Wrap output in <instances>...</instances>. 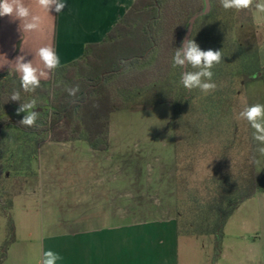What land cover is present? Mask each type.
<instances>
[{
    "label": "rangeland",
    "instance_id": "obj_1",
    "mask_svg": "<svg viewBox=\"0 0 264 264\" xmlns=\"http://www.w3.org/2000/svg\"><path fill=\"white\" fill-rule=\"evenodd\" d=\"M235 39L248 51L254 45L261 47L264 22L253 17L251 23L236 28ZM172 89L160 86L138 93L128 109L114 113L105 152L88 150L86 141L79 145H53L49 140L37 144L36 138L16 130L0 137V264H40L44 238L54 231L50 226L55 222L75 224L79 215L75 181L58 183L50 177L52 173H72L64 170L61 160L78 155L85 162L97 159L99 173L125 174L127 181L130 178L125 203L130 202L132 221L176 219L178 215L186 223L193 194L198 190L204 198L211 178H220L233 191L264 180V154L258 150L261 145L253 140L250 125L238 118L245 106L264 104V71L255 80L236 72L234 92L214 121H209V115L182 107L179 98L176 113L174 105L166 102ZM3 91L2 86L0 95ZM4 111L0 103V113ZM234 127L237 131L233 134ZM81 144L85 149L76 153ZM50 146H56L55 157L60 159L57 171L43 164V158L53 157ZM234 216L228 234H244L239 224L250 222L251 216L245 209ZM215 253L214 236H181L180 264H213ZM250 256L245 250L234 255L235 261L226 258L221 264H258Z\"/></svg>",
    "mask_w": 264,
    "mask_h": 264
},
{
    "label": "trees",
    "instance_id": "obj_2",
    "mask_svg": "<svg viewBox=\"0 0 264 264\" xmlns=\"http://www.w3.org/2000/svg\"><path fill=\"white\" fill-rule=\"evenodd\" d=\"M204 7L205 0H136L104 42L88 46L83 59L58 68L52 80L41 82L35 92L22 90L16 72L0 74V87L5 88L0 95L5 107L0 113V137L16 130L36 138L37 144L84 140L92 149L105 152L111 140L112 115L128 109L138 93L160 86L174 88L166 102L174 105L176 113L179 98L182 107L209 115V121H214L234 92L236 72L255 80L264 66L257 50L248 51L235 39L236 28L253 21L252 9L225 10L220 0H210L209 11L195 21L189 39L202 50L222 51L221 62L212 69L218 87L209 94L184 89L180 84L182 69L173 67L172 57L187 38L192 17ZM77 85L80 91L73 102L65 89ZM17 90L22 103L36 99L34 111L40 112V127L19 124L26 113L18 115L21 102L10 100ZM232 130L234 134L237 128ZM225 184L218 177L211 178L204 198L198 190L193 194L186 223L178 215L176 218L180 236H214L213 264L220 256L230 218L242 203L264 193V180L234 191Z\"/></svg>",
    "mask_w": 264,
    "mask_h": 264
},
{
    "label": "crops",
    "instance_id": "obj_3",
    "mask_svg": "<svg viewBox=\"0 0 264 264\" xmlns=\"http://www.w3.org/2000/svg\"><path fill=\"white\" fill-rule=\"evenodd\" d=\"M64 2L66 7L61 13L52 11V16H49L35 8L32 0H25L34 13L43 17L41 31L37 33H21L19 21L0 17V74L16 72L15 59L18 56H24L25 61L32 60L34 65L42 67L36 52L45 45L53 46L60 57L59 68L80 61L88 46L107 39L136 0ZM252 12L254 21L264 22V14L253 9ZM254 46L253 50L260 53L264 66V43L261 47ZM53 74L50 73L41 82H50ZM82 141L71 142L79 145ZM55 147L50 146L49 152L53 157L43 158V164L53 166L57 171L60 159L55 157L58 155ZM84 149V144H81L75 151L80 153ZM88 150L93 149L90 146ZM59 164H64V170L72 173H52L50 177L58 183L75 181V207L79 215L74 225L55 222L50 226L54 231L44 238L43 252L52 250L60 254L63 259L58 264H180L181 236L175 218L132 221L130 202L125 203V197H129L125 187L129 188L130 178L127 181L125 174H101L97 159L85 162L79 155L74 159L61 160ZM100 181L103 185L99 186ZM243 209L251 216L250 222L242 220L239 224L245 233L228 234L230 220ZM234 215L226 225L216 264H221V260L226 258L235 261L234 255L245 250L256 258V263L264 264V193H258L242 203ZM258 255L261 258L257 260Z\"/></svg>",
    "mask_w": 264,
    "mask_h": 264
},
{
    "label": "clouds",
    "instance_id": "obj_4",
    "mask_svg": "<svg viewBox=\"0 0 264 264\" xmlns=\"http://www.w3.org/2000/svg\"><path fill=\"white\" fill-rule=\"evenodd\" d=\"M225 10H248L264 14V0H220ZM32 5L49 16L52 11L61 13L66 4L64 0H32ZM9 17L12 21H19V30L21 33H37L41 31L43 17L34 13L33 8L25 4V0H0V17ZM36 56L39 58L40 66L33 64V61H25L24 56H18L15 59V71L19 76L20 85L24 92H35L41 86V80L47 79L50 73H54L60 66V57L51 45L41 46ZM223 58L221 50H202L194 39H184L182 46L175 49L172 57L173 67L182 69L180 84L184 89L191 92L193 89H199L204 94H209L217 90V83L214 82V72L212 69L218 65ZM122 63H126L122 61ZM189 67L193 70H189ZM66 92L76 102L77 94L80 91L79 85L67 87ZM11 101L21 102L20 91H13L10 96ZM36 99L27 103H20L17 114L26 113L19 121V124L25 127H40L38 120L39 111ZM238 118L246 121L253 131V140L261 145L259 152L264 154V104L256 103L245 106L239 113ZM63 259L60 254L48 250L43 252L40 264H58ZM254 261L255 257L250 256Z\"/></svg>",
    "mask_w": 264,
    "mask_h": 264
},
{
    "label": "water",
    "instance_id": "obj_5",
    "mask_svg": "<svg viewBox=\"0 0 264 264\" xmlns=\"http://www.w3.org/2000/svg\"><path fill=\"white\" fill-rule=\"evenodd\" d=\"M210 9V0H205V7L202 11L196 13L192 19H191V26H190V29L188 31V34H187V38L189 39L190 38V35H191V32H192V29H193V25L195 23V21L202 15L206 14Z\"/></svg>",
    "mask_w": 264,
    "mask_h": 264
}]
</instances>
